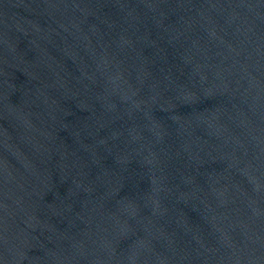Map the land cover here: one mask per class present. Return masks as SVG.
<instances>
[{
	"label": "water",
	"instance_id": "95a60500",
	"mask_svg": "<svg viewBox=\"0 0 264 264\" xmlns=\"http://www.w3.org/2000/svg\"><path fill=\"white\" fill-rule=\"evenodd\" d=\"M0 264H264V0H0Z\"/></svg>",
	"mask_w": 264,
	"mask_h": 264
}]
</instances>
